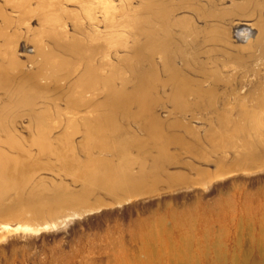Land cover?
I'll return each instance as SVG.
<instances>
[{
	"label": "bare ground",
	"instance_id": "obj_1",
	"mask_svg": "<svg viewBox=\"0 0 264 264\" xmlns=\"http://www.w3.org/2000/svg\"><path fill=\"white\" fill-rule=\"evenodd\" d=\"M134 107L144 138L124 142ZM156 113L210 115L217 148L263 141L264 0H0V218L84 201L61 185L45 195L41 177L28 190L46 156L110 196L144 186L131 149L156 150L164 170L176 141Z\"/></svg>",
	"mask_w": 264,
	"mask_h": 264
},
{
	"label": "rangeland",
	"instance_id": "obj_2",
	"mask_svg": "<svg viewBox=\"0 0 264 264\" xmlns=\"http://www.w3.org/2000/svg\"><path fill=\"white\" fill-rule=\"evenodd\" d=\"M156 115L176 141L164 170L155 169L156 150L131 149L130 173L151 172L140 188L110 196L46 156L28 190L44 179L45 195L61 185L84 201L62 208L49 201L39 217L26 207L0 218V264H264V127L253 151L217 148L206 138L210 115ZM145 116L136 107L120 116L124 142L144 138ZM176 121L191 131L171 127ZM102 157L119 165L110 152Z\"/></svg>",
	"mask_w": 264,
	"mask_h": 264
}]
</instances>
